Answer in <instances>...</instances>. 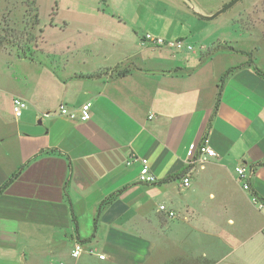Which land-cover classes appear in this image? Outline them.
Returning a JSON list of instances; mask_svg holds the SVG:
<instances>
[{
	"label": "crops",
	"instance_id": "1",
	"mask_svg": "<svg viewBox=\"0 0 264 264\" xmlns=\"http://www.w3.org/2000/svg\"><path fill=\"white\" fill-rule=\"evenodd\" d=\"M31 1L75 50L0 49L29 64L0 77V189L22 168L0 195V264H264V207L253 201L264 206V34L249 58L229 48L199 58L169 44L191 46L215 18L189 28L182 0ZM16 97L28 102L20 118ZM142 158L156 183L139 181Z\"/></svg>",
	"mask_w": 264,
	"mask_h": 264
},
{
	"label": "rangeland",
	"instance_id": "2",
	"mask_svg": "<svg viewBox=\"0 0 264 264\" xmlns=\"http://www.w3.org/2000/svg\"><path fill=\"white\" fill-rule=\"evenodd\" d=\"M195 1L203 5L206 14L198 13L184 0L179 4L181 10L177 17L180 23L189 24V28H191L192 17L202 19L207 15L212 16L233 0ZM32 3L31 0H0V33L4 36L7 35L10 41L14 40L13 35L21 38L22 46L19 48H29L33 55L37 53L40 57L43 52L60 55L64 52L69 54L74 51V48L71 49L72 44L66 40V35L59 27H54L51 24L47 25L48 8L45 7L43 10V15L47 19L45 20L47 26L41 24L33 29L35 6ZM205 23H210L209 28L204 33H195L196 40L191 44V52L194 51L197 57L202 58L207 53L206 47L214 43L213 46L218 44L228 45L240 57L244 55L249 58L250 49L256 48L254 45L262 41L264 34V0H240L215 19ZM40 30H43V32ZM25 32H33L39 37L37 48L29 43H26L27 46L24 45V42H27L28 39L24 34ZM19 48L13 44H5V47H0L5 52L18 54L20 53ZM185 49L187 48L181 50L184 51ZM5 52L0 51V77L9 78L15 72H28L27 66L29 64L27 62L18 61L15 55ZM253 53L255 54V49ZM258 205L257 203L256 206Z\"/></svg>",
	"mask_w": 264,
	"mask_h": 264
},
{
	"label": "built area",
	"instance_id": "3",
	"mask_svg": "<svg viewBox=\"0 0 264 264\" xmlns=\"http://www.w3.org/2000/svg\"><path fill=\"white\" fill-rule=\"evenodd\" d=\"M146 40L151 41L153 44L157 45V46H162L164 45V41L162 39H154L151 35H147ZM171 47L177 49V50H181L183 48H187L188 50H192V47L187 45L184 41H177L174 43H170L169 44ZM28 108V102L21 98V97H16L13 100V114L15 115L16 118H20L24 111ZM60 113L62 116L68 117L70 119H75V114L71 113L65 106H61L60 107ZM49 114H46V116H48ZM91 118V104L90 103H86L84 104L81 109H80V120L83 122L88 121ZM194 145H191L189 151H188V156L189 158H191L193 156V152H194ZM201 152L206 155L207 157H214L216 156V153L214 150H212L211 148H209L207 145L202 146L201 148ZM205 161L203 160L202 162H200L201 164H203ZM141 163H142V170L139 176V181L141 183L144 184H154L158 181L157 177L154 175V173L152 172L150 165H149V160L147 158H142L141 159ZM191 165L195 164V162L192 160V162H190ZM235 172L237 174V177L239 179V181L242 183L243 185V189L245 191H250V178L252 175V172L250 171V169L244 164L241 163L239 164L236 169ZM183 186L184 187H189L190 186V179L188 177L183 179ZM254 203H258L256 198H253ZM259 204V203H258ZM259 209H262L264 206L259 204ZM159 211L162 213H165L166 215H168L169 217H174L175 214L172 211H168L165 207L161 206L159 208ZM84 249H83V245L78 243L75 245L74 249L72 250V256L74 258H79L81 257L82 253H83ZM104 256H101V259H104Z\"/></svg>",
	"mask_w": 264,
	"mask_h": 264
},
{
	"label": "trees",
	"instance_id": "4",
	"mask_svg": "<svg viewBox=\"0 0 264 264\" xmlns=\"http://www.w3.org/2000/svg\"><path fill=\"white\" fill-rule=\"evenodd\" d=\"M34 6H35V15H34V22H33V24H32V27H33V29L35 28V27H39L40 25H41V23H40V17H39V9H38V7H37V4H36V2L35 1H33V3H32ZM13 32H16V31H14V30H12ZM41 32H43L42 30H40ZM27 37H28V39H27V42H24V45H26V43L28 44H30V45H34V48H37V46H38V40H39V37L38 36H36L33 32H25L24 33ZM13 38H14V40L13 41H10L9 40V37L7 36V35H2L1 33H0V47H5V44H13L14 46H16V47H20V46H22V41H21V38H19V37H17V36H15V35H13ZM19 38V39H18ZM27 46V45H26ZM227 48H229V49H232L233 50V48L232 47H228V45H221V44H218V45H216L215 47H213V48H211V49H209L208 50V52H207V55H212V54H214L215 52H217V51H219V50H221V49H227ZM20 49V53L23 55V56H28V57H30V58H32L33 57V54L31 53V50L28 48H19ZM255 71H256V73L257 74H259L260 76H263L264 77V73L260 70V69H258V68H255ZM128 73V70H125V71H123V73H121L120 75H126ZM228 74L229 73H226L225 75H224V77L222 78V80H221V83H224V81H225V78H227V76H228ZM221 86V85H220ZM222 87V86H221ZM21 170H22V168L21 169H19V171L18 172H16L10 179H9V181L0 189V195H2L3 193H4V191H5V189L20 175V173H21ZM181 175H177V176H174V177H171V178H168L167 179V181H170L171 179H176V178H179ZM73 220H74V222L76 223V226H77V219H76V216H75V214H73Z\"/></svg>",
	"mask_w": 264,
	"mask_h": 264
},
{
	"label": "water",
	"instance_id": "5",
	"mask_svg": "<svg viewBox=\"0 0 264 264\" xmlns=\"http://www.w3.org/2000/svg\"><path fill=\"white\" fill-rule=\"evenodd\" d=\"M239 1L240 0H233L232 2H230L229 4H227L223 9H221L220 11H218L216 14L212 15L210 18H216V17H218L220 14H222L223 12H225L228 9H230L231 7H233Z\"/></svg>",
	"mask_w": 264,
	"mask_h": 264
}]
</instances>
